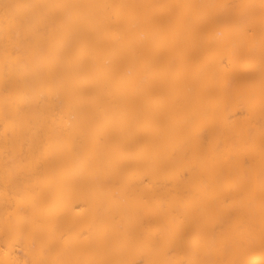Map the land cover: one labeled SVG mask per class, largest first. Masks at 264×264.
I'll return each instance as SVG.
<instances>
[{
    "label": "bare ground",
    "instance_id": "bare-ground-1",
    "mask_svg": "<svg viewBox=\"0 0 264 264\" xmlns=\"http://www.w3.org/2000/svg\"><path fill=\"white\" fill-rule=\"evenodd\" d=\"M0 264H264V0H0Z\"/></svg>",
    "mask_w": 264,
    "mask_h": 264
}]
</instances>
